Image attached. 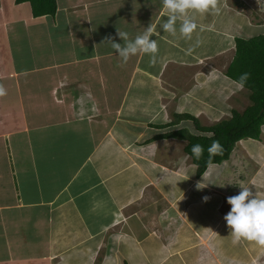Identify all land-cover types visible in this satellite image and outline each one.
I'll return each mask as SVG.
<instances>
[{"label": "crops", "instance_id": "0c3cea01", "mask_svg": "<svg viewBox=\"0 0 264 264\" xmlns=\"http://www.w3.org/2000/svg\"><path fill=\"white\" fill-rule=\"evenodd\" d=\"M56 4L33 16L0 0V264H264V246L234 243L224 220L241 185L264 197V123L199 175L184 149L210 134L196 124L249 104L226 69L236 38L263 34L264 0L190 13V41L160 28L162 0ZM150 25L155 65L105 41Z\"/></svg>", "mask_w": 264, "mask_h": 264}, {"label": "clouds", "instance_id": "9594fccd", "mask_svg": "<svg viewBox=\"0 0 264 264\" xmlns=\"http://www.w3.org/2000/svg\"><path fill=\"white\" fill-rule=\"evenodd\" d=\"M219 0H162L164 8L167 10V20L160 25L164 32L180 36L186 40H192L193 34L198 30V23L195 15L190 13H218ZM177 22H179V29H177ZM117 35L124 41L123 45L116 43L112 37H106L111 47L118 53L124 63H127L129 58L137 53H144L150 56V65H155L157 62L158 43L157 39H150L153 35L159 36L151 25L142 34L136 36L133 40H129L127 32L117 29ZM200 39L197 38L196 45L199 46ZM193 49L189 48L190 53ZM249 73H243L239 77V84L243 88L244 83L249 78ZM6 89L0 84V96L6 95ZM211 138V134H209ZM192 155L197 159H201L204 154V148L200 144H195L191 148ZM209 165L215 155L223 153V147L218 140H213L211 146L208 148ZM197 185V188L201 187ZM241 191L238 195L227 198V203L231 205V210L224 216L228 227L231 229L234 243H238L241 239L254 241L257 245L264 246V197L259 193L255 195L250 188L240 186ZM210 198L203 197L204 202Z\"/></svg>", "mask_w": 264, "mask_h": 264}, {"label": "trees", "instance_id": "16d2710c", "mask_svg": "<svg viewBox=\"0 0 264 264\" xmlns=\"http://www.w3.org/2000/svg\"><path fill=\"white\" fill-rule=\"evenodd\" d=\"M28 1L33 16L53 15L56 11V0H15V3ZM249 73L244 83L248 90L249 104L242 110H232L228 118L220 119L210 126L196 124L197 130L208 134H192L187 137L185 151L197 165V175L209 165L208 148L213 140H218L223 147L221 155H215L211 163L227 159L235 143L246 137L258 138L264 123V33L249 38H236L235 51L227 66L226 74L239 83V77ZM195 144L204 148V154L197 160L191 152Z\"/></svg>", "mask_w": 264, "mask_h": 264}, {"label": "rangeland", "instance_id": "374dc122", "mask_svg": "<svg viewBox=\"0 0 264 264\" xmlns=\"http://www.w3.org/2000/svg\"><path fill=\"white\" fill-rule=\"evenodd\" d=\"M260 33H264V30H260ZM258 34H259V33H258ZM246 104H247V103H243V106H245ZM235 171H236V170H235ZM210 179H211V178H210ZM212 180H213V179H212ZM223 181H224V180H222V182H223ZM209 239L211 240L210 237H207V238H206V241H208ZM206 263H209V262H205V263H202V262H201V263H199V264H206ZM255 263H257V262H255Z\"/></svg>", "mask_w": 264, "mask_h": 264}]
</instances>
